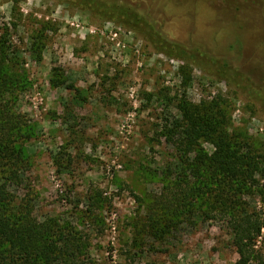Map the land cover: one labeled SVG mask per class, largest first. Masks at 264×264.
I'll return each mask as SVG.
<instances>
[{"label":"rangeland","instance_id":"rangeland-1","mask_svg":"<svg viewBox=\"0 0 264 264\" xmlns=\"http://www.w3.org/2000/svg\"><path fill=\"white\" fill-rule=\"evenodd\" d=\"M98 1L130 7L158 34L107 21L82 0H0V43L23 75L16 110L31 130L29 165L11 191L32 199L38 218L88 235L97 264H236L211 201L181 197V133L169 131L181 105L216 115L220 102L228 132L264 152V0ZM157 39L180 44L191 64ZM255 180L245 200L259 212L264 176Z\"/></svg>","mask_w":264,"mask_h":264},{"label":"trees","instance_id":"trees-1","mask_svg":"<svg viewBox=\"0 0 264 264\" xmlns=\"http://www.w3.org/2000/svg\"><path fill=\"white\" fill-rule=\"evenodd\" d=\"M82 2L95 6L107 21L123 23L146 36L158 34L150 22L128 6L98 0ZM151 41L155 47L166 44L160 52L168 57L191 64L180 44L169 47L164 40ZM174 46L182 49L181 54L172 51ZM7 50L5 43H0V264H97L90 255L88 235L61 218H38L33 200L19 199L10 189L20 186L21 175L29 165L23 140L31 139V130L16 110L18 94L25 89L24 78L14 71V58ZM234 79L240 87L243 80L240 83V78ZM52 83L60 87L65 82ZM215 105L216 115L181 105V121L169 131L181 133V161L186 166L181 170V183L186 185L181 197L188 206L189 199L199 202L200 207L211 201L210 210L216 213L212 219L227 224L232 233V245L239 257L236 264H264V186L258 188L261 211L253 210L245 200L259 184L255 176H264V152L253 148L247 137L230 134L222 104ZM201 141L214 145L212 155L201 148ZM190 152L195 153L193 162L187 158ZM158 222L152 221L155 227H160Z\"/></svg>","mask_w":264,"mask_h":264}]
</instances>
